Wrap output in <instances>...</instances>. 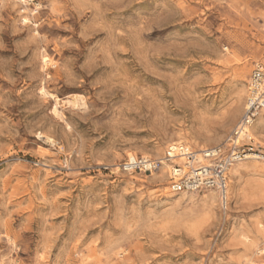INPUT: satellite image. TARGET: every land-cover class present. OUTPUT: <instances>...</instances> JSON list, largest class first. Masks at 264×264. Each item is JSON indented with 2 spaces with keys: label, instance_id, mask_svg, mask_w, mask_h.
Segmentation results:
<instances>
[{
  "label": "rangeland",
  "instance_id": "1",
  "mask_svg": "<svg viewBox=\"0 0 264 264\" xmlns=\"http://www.w3.org/2000/svg\"><path fill=\"white\" fill-rule=\"evenodd\" d=\"M257 63L264 0H0V264H264V111L226 211L115 169L224 144Z\"/></svg>",
  "mask_w": 264,
  "mask_h": 264
},
{
  "label": "built area",
  "instance_id": "2",
  "mask_svg": "<svg viewBox=\"0 0 264 264\" xmlns=\"http://www.w3.org/2000/svg\"><path fill=\"white\" fill-rule=\"evenodd\" d=\"M264 111V65H254L247 88L243 113L224 144L193 150L181 143L167 146L161 158L127 156L115 169L125 174L151 175L166 167L167 189L171 194L212 191L222 211L228 206V175L234 165L252 155L250 128Z\"/></svg>",
  "mask_w": 264,
  "mask_h": 264
},
{
  "label": "bare ground",
  "instance_id": "3",
  "mask_svg": "<svg viewBox=\"0 0 264 264\" xmlns=\"http://www.w3.org/2000/svg\"><path fill=\"white\" fill-rule=\"evenodd\" d=\"M20 1V0H19ZM24 1V0H23ZM43 60V63H44V65H46L47 63H48V60L47 59H42ZM43 94V93H42ZM249 137H250V131H249ZM43 138V137H42ZM46 139V141H48L49 143L51 142L49 139H47V138H45ZM45 142V141H44ZM51 144H52V142H51ZM200 150H204V149H200ZM132 156V155H131ZM250 156H252V155H247V156H245V158H244V160L245 159H250ZM255 158V157H254Z\"/></svg>",
  "mask_w": 264,
  "mask_h": 264
}]
</instances>
